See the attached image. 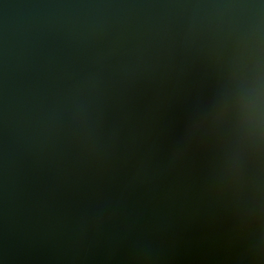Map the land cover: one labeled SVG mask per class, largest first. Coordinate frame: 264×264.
<instances>
[{"label":"water","instance_id":"water-1","mask_svg":"<svg viewBox=\"0 0 264 264\" xmlns=\"http://www.w3.org/2000/svg\"><path fill=\"white\" fill-rule=\"evenodd\" d=\"M0 264H264V0H0Z\"/></svg>","mask_w":264,"mask_h":264},{"label":"clouds","instance_id":"clouds-1","mask_svg":"<svg viewBox=\"0 0 264 264\" xmlns=\"http://www.w3.org/2000/svg\"><path fill=\"white\" fill-rule=\"evenodd\" d=\"M248 7H259V6H256V5H248ZM258 47H259V45H258Z\"/></svg>","mask_w":264,"mask_h":264}]
</instances>
